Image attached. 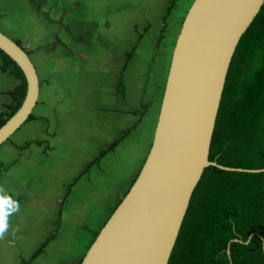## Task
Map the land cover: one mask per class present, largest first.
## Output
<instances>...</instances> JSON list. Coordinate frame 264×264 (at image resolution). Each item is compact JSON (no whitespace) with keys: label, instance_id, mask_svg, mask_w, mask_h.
<instances>
[{"label":"rangeland","instance_id":"1","mask_svg":"<svg viewBox=\"0 0 264 264\" xmlns=\"http://www.w3.org/2000/svg\"><path fill=\"white\" fill-rule=\"evenodd\" d=\"M25 2L35 28L27 34L30 43L22 37L19 42L31 53L41 76L42 94L35 111L42 114L41 132L33 136L19 160L13 144L23 142L25 134L17 133L11 143L0 146V186L20 204L19 212L12 215L17 217L9 221V230L0 239V264H19L27 259L57 222L56 237L33 264H78L147 156L172 51L193 0L177 1L160 42L168 0ZM4 14L0 12V26ZM2 28L13 36L19 34L12 23L5 22ZM133 47L124 74V94L120 95L115 84L117 72ZM109 65L102 85L90 86L88 110L95 119L90 128L79 118L70 123L66 103L73 100L71 85L88 82L91 73L94 76L90 80L98 81V72ZM161 75L162 82L154 86L151 96L153 83ZM96 101L105 107L94 109ZM153 101L155 107L147 119ZM95 122L111 128L116 124L115 134L105 141L98 139ZM133 124L135 127L116 148L75 181L99 149H106L114 137ZM35 140L44 143L37 146ZM71 184L59 216V203Z\"/></svg>","mask_w":264,"mask_h":264},{"label":"water","instance_id":"2","mask_svg":"<svg viewBox=\"0 0 264 264\" xmlns=\"http://www.w3.org/2000/svg\"><path fill=\"white\" fill-rule=\"evenodd\" d=\"M264 0H193L177 36L152 143L130 188L89 245L80 264H167L190 196L209 166L208 153L226 74L239 42ZM0 50L23 72L26 94L0 126V145L27 120L37 102L39 79L27 54L0 30ZM232 239L230 243L247 244ZM264 253V239L261 238Z\"/></svg>","mask_w":264,"mask_h":264},{"label":"trees","instance_id":"3","mask_svg":"<svg viewBox=\"0 0 264 264\" xmlns=\"http://www.w3.org/2000/svg\"><path fill=\"white\" fill-rule=\"evenodd\" d=\"M177 1H168L158 42L163 38L166 20L176 8ZM134 51L133 47L124 55L118 79V92L121 95L124 94V71ZM27 54L30 55L29 52ZM0 72L7 73L19 82L8 91L11 101L0 112L1 126L21 105L26 94V80L17 64L1 50ZM34 119L30 114L25 123ZM134 127L135 124L124 130L106 149L100 150L75 181L98 164ZM29 144L27 142L18 148V157ZM35 144L41 146L42 141H35ZM208 159L228 167L264 168V3L240 37L233 53L219 102ZM71 187L72 184L59 203V216ZM58 230L57 222L53 233L19 264H32L56 237ZM253 232L264 239V172L227 171L209 166L203 170L192 191L167 264H230L226 254L229 241L240 239L244 242ZM261 238L253 235L247 244L231 242L232 264H264Z\"/></svg>","mask_w":264,"mask_h":264},{"label":"crops","instance_id":"4","mask_svg":"<svg viewBox=\"0 0 264 264\" xmlns=\"http://www.w3.org/2000/svg\"><path fill=\"white\" fill-rule=\"evenodd\" d=\"M12 3H15L16 6L12 7ZM1 5H3V6H1ZM166 6H165V8H166ZM0 7H1L0 8V12L5 13L4 14V17L2 19V24L0 26V30L4 34H6L7 36H9L12 40L17 41L25 49L26 52H29L28 49L25 48L24 45L19 42V38L22 37L23 40H25L24 42L27 41L28 43H30V41L27 38L28 37L27 34L29 33V30L30 29L35 28V26H34L35 20L33 19V17L31 15H28V13L30 12V8L26 5L25 0H17V1H15V0H7L6 2L5 1H2V2H0ZM21 12L26 13L27 15H23V16H20L19 17L17 15V13H21ZM5 22L12 23L13 24V29H16L19 34L13 36L11 33H8L7 31H5L2 28V27L5 26ZM46 45H48V43H46ZM29 57H30V59H31V61H32L34 67H35V69H36V72H37V75H38V79H39L38 99H37V102H36V104H35V106H34V108L32 110V113H31L35 117V119L32 120V121H29L27 123H24L7 141H5L4 143L1 144V145H4V144L6 145L8 143H11L10 141L13 139V137L15 135H17V133H19V136H21L20 132L22 134H25V139L23 140V142L22 141L21 142H14L15 144H13V147L17 150L16 151V155H17L16 159L17 160H19L21 157H23V151L25 150L24 149L22 151V155L20 157H18V148L21 147V146H24L27 142H30V140L35 139V138H33V136L39 135L40 132H41V130H40L41 127H40L39 122H41L42 114H40V112H38V113L35 112L36 109H37V107H38V105H39V102H40V99H41V94H42L41 93V76H40V74L38 72V67H37L34 59L31 57V53H30ZM123 63H124V61H123ZM123 63H122L121 66H119V69H118V72H117V83H115L116 84V87L118 86V83H119V80L118 79H119V76L121 74V70H122ZM109 67H111V66L110 65L107 66V67L104 66L103 69L101 70V72H98L99 73V74H97L98 81L96 79H95L94 82H92L90 80V78L92 76H94V73H91V75L88 76V82L87 81H84L85 83L83 82V83H81L79 85L78 84L71 85L72 86V90H73L72 93L74 94L73 95V100L71 102L69 101V102L66 103L67 108L69 109V111H67L66 117L69 119V122L70 123H72L73 121H75L76 120L75 118H79V122H81V124L85 125V127L90 128V125H89L90 122L92 124L93 120H95V119H93L94 116L92 114V111L91 110L90 111L88 110L89 105H91V102L89 100V94H90V91H91V87L90 86H92V88H94L95 86L97 88H99L102 85V82H104V79L103 78H105V74L107 72V69H109ZM113 72H115V71H113ZM101 74H104V75H101ZM124 74H125V71H124ZM113 75H114V73H113ZM84 77L85 76H82V78H84ZM160 82H162V75H161V78L159 77V81L157 83H153V87L150 90V95L151 96H152V93L154 91L153 90L154 89V86H158L160 84ZM18 83H19L18 80H16L14 77L8 75L7 73H1L0 72V112L3 110L4 105L5 104H8L11 101L10 96L8 95V91L12 90ZM94 84H96V85L94 86ZM82 97H85V100H83ZM94 103H95V105H94L95 108L94 109H96V108H99L100 109V107L101 108L102 107H105L103 105L100 106V103H98V101H96ZM154 103L155 102L153 101L150 104V106H151L150 107V112L151 113L149 115H147V119H148V116L150 117L152 115L153 109L155 107V104ZM88 115H89V117L92 115L91 120L87 119V116ZM95 123L99 126V128H97V130L99 132V135H97L98 139H100V140L102 139L103 141H105L106 139H110V135H114L115 134L114 133L115 132V128L117 127L116 124H114L112 126V128H111L109 126L106 127L105 125H101L100 126L99 125V122H95ZM119 128H120V126H119ZM121 134H122V132H121ZM28 136H32V137L30 139H28L27 138ZM119 136H117V137H119ZM117 137H114L110 141V143L115 138H117ZM35 141H41V140H35ZM35 141L33 143H35ZM42 143H44V142H42ZM110 143H109V145H110ZM47 146H48V144H47ZM100 150H102V149H99L98 152ZM98 152H97V154H98ZM97 154L94 155L93 158L95 156H97ZM91 160H89V161H91ZM129 185L127 186V188L129 187ZM127 188H125V191H126ZM58 213H59V210H58ZM16 217H17V215L11 216V218L9 219V221L14 220ZM55 228H56V225H55ZM55 228H54V230H55ZM50 235H48V236H50Z\"/></svg>","mask_w":264,"mask_h":264},{"label":"clouds","instance_id":"5","mask_svg":"<svg viewBox=\"0 0 264 264\" xmlns=\"http://www.w3.org/2000/svg\"><path fill=\"white\" fill-rule=\"evenodd\" d=\"M19 210V202L13 199V197L0 186V239H3L9 230V218L18 213Z\"/></svg>","mask_w":264,"mask_h":264}]
</instances>
